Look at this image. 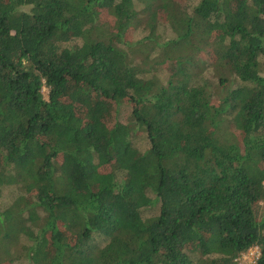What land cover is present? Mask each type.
Masks as SVG:
<instances>
[{
	"label": "trees",
	"instance_id": "trees-1",
	"mask_svg": "<svg viewBox=\"0 0 264 264\" xmlns=\"http://www.w3.org/2000/svg\"><path fill=\"white\" fill-rule=\"evenodd\" d=\"M6 187L0 264H264V0H0Z\"/></svg>",
	"mask_w": 264,
	"mask_h": 264
},
{
	"label": "rangeland",
	"instance_id": "rangeland-1",
	"mask_svg": "<svg viewBox=\"0 0 264 264\" xmlns=\"http://www.w3.org/2000/svg\"><path fill=\"white\" fill-rule=\"evenodd\" d=\"M148 32V31H147ZM153 34L159 35V37H165L166 31H163L161 27H157V30L154 31ZM144 35H146V32L142 31L141 28L138 29V31L135 33L134 40H139L141 39ZM202 60H205V58H202ZM43 94L46 97L47 95V90L44 88L43 89ZM127 110H124L122 113V117L125 119L127 118ZM112 117H109L108 119H111ZM145 143L143 141L138 142V146L141 148L145 147ZM17 191H15V188L12 187H6L3 189L1 192L0 196V208H3L6 206L10 201H12V198L16 195ZM150 212L146 211L145 216L148 217L150 216ZM260 255L259 249L257 247H252L249 249L246 253L242 254L239 258L238 261L240 264H254L255 261L257 260L258 256Z\"/></svg>",
	"mask_w": 264,
	"mask_h": 264
}]
</instances>
